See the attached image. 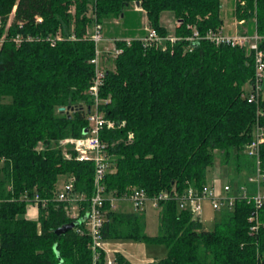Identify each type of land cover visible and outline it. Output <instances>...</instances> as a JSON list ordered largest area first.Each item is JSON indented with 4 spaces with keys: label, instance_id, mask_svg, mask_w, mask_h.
Returning <instances> with one entry per match:
<instances>
[{
    "label": "trees",
    "instance_id": "trees-1",
    "mask_svg": "<svg viewBox=\"0 0 264 264\" xmlns=\"http://www.w3.org/2000/svg\"><path fill=\"white\" fill-rule=\"evenodd\" d=\"M136 1L162 35L169 31L160 16L170 11L179 38L165 47L137 38L144 31L129 20L140 12ZM221 6V0H0V264H92L84 221L60 235L54 229L73 220L71 203L55 197L61 176L72 183L74 196H84L77 200L79 217L94 192V162L66 157L60 141L83 135L88 126L96 53L84 34L95 22L102 29L113 20L123 25L108 36L120 50L103 69L98 91V109L114 123L99 129L108 163L106 196L135 188L153 196L162 189L200 187L215 152L223 162L232 159L236 173L245 171L224 182L255 191L247 181L255 161L244 148L255 120L264 127V83L258 104L249 102L252 55L244 46L184 38L194 29L204 35L221 28ZM233 14L246 26L238 32L256 31L264 49V0H234ZM17 34L24 36L19 44ZM259 160L264 170V142ZM31 205L36 218L25 215ZM158 206L157 233L148 235L144 210L116 209L106 199L101 236L165 245V256L143 264H264V201L255 231L249 219L254 205L247 199L221 209L210 229L173 200ZM111 256L114 264H130L117 250ZM106 259L102 250L96 264Z\"/></svg>",
    "mask_w": 264,
    "mask_h": 264
},
{
    "label": "built area",
    "instance_id": "built-area-1",
    "mask_svg": "<svg viewBox=\"0 0 264 264\" xmlns=\"http://www.w3.org/2000/svg\"><path fill=\"white\" fill-rule=\"evenodd\" d=\"M36 20L39 21L41 18L37 16ZM238 23H243V20H238ZM143 29L145 32L137 36V38L146 45L165 47L168 42L170 44L174 43L179 38L174 32H168L165 35L159 34L146 20ZM84 36L93 40L96 53L91 60L95 63V76L87 90V93L93 99V106L90 108L87 116V133L77 137H65L61 139L60 142L62 145L69 144L70 146V150L64 151L66 157L74 155V158L79 161L92 160L95 165L94 192L89 199V205L85 213L87 216L84 220L86 232L90 236L89 246L93 253L92 264L97 263L100 251L102 250L107 254L106 264H114L113 256L108 254L106 241L100 233L104 220V203L106 199L110 200L111 207L113 208H115L116 204H119V202H128L134 210H144L147 202H151L153 205L158 206L161 201L173 200L177 203L178 209L189 210L198 217L202 209L203 201H207L212 209L221 210L223 208H231L236 199H247V201H252L254 205V210L249 219L254 221L251 230L255 231L258 225L257 209L262 204V201H264V185H262V182H264V170L261 169L259 160L260 144L264 142V127L259 124L257 119L252 127L251 139L244 148L245 155L253 158L255 161L254 171L247 177L248 182L255 184V191L253 193L250 194L244 184L232 187L228 182L213 181L210 183L207 182L200 187L188 186L182 191H178L175 188L170 190L162 189L153 196H148L146 191L142 188H135L122 196H106L102 180L107 171L108 163L104 143L99 138V129L104 124L111 127L114 123L106 120L102 112L98 109V105L102 100L99 97L98 91L100 85H102L103 70L98 66V55L102 49L98 50L97 45L107 39L112 41L111 51L113 55L120 49L115 46L112 39H108L102 35V25L98 22L93 23L91 27H87ZM23 38L24 36L17 34L14 37V41L16 44H19ZM26 38L29 39L31 37L27 35ZM56 38H63V36L58 34ZM184 38L187 40L205 38L215 44L229 43L231 45L244 46L252 55L254 67L253 78L249 84L246 98L249 102L258 104L262 92V83H264V49L259 47L260 36L256 31L253 33H239L235 31L233 34H227L223 32L221 27L217 30L210 29L204 35H200L198 31L194 29L190 35ZM129 39L128 37L126 38V40ZM128 137H132V134L130 133ZM55 197L58 200L69 201L71 203L70 215L73 219L79 217L80 207L77 200H82L84 196L73 195L71 182L65 181L56 191ZM34 198L37 201L40 200L42 204L45 203V200L39 199L38 195H35ZM78 231L81 233L83 229L78 228Z\"/></svg>",
    "mask_w": 264,
    "mask_h": 264
},
{
    "label": "rangeland",
    "instance_id": "rangeland-1",
    "mask_svg": "<svg viewBox=\"0 0 264 264\" xmlns=\"http://www.w3.org/2000/svg\"><path fill=\"white\" fill-rule=\"evenodd\" d=\"M221 15L223 18L222 30L224 33L233 34L235 29L237 28V32L239 29L246 30V26H241L238 22H236L234 16V0H221ZM73 11L72 6L69 8ZM12 13H10L11 17ZM10 19V18H9ZM129 20L132 23H137L141 30L144 31L143 26L145 23L143 12L132 13L129 16ZM9 21V20H8ZM147 21V18H146ZM160 22L165 28L173 33L176 25V21L174 22L173 14L170 11L162 12ZM8 23L6 24V27ZM121 28V29H120ZM123 25L121 20H113L111 24L103 25L102 35L108 38V36L113 32V30H122ZM145 32V31H144ZM138 34V33H137ZM140 34V33H139ZM130 38V37H128ZM101 45V48H100ZM112 41L104 40L102 43L97 45V49H108L109 52H104L102 56L100 54L99 57H102L99 63L100 69H105L106 67H111L112 65ZM73 137V136H68ZM62 145V144H61ZM70 150L69 144L62 145V151ZM232 159L223 162V156L219 153L215 152V158L213 165L208 169L207 172V182H224V179L227 177L235 176L236 178L243 177L244 170L237 172L235 171V166L232 163ZM242 167V166H241ZM66 178L65 176H61L58 180L56 188H59L64 182ZM35 207V206H34ZM32 208V207H31ZM29 209L26 212L28 215L34 214L33 209ZM116 209H124V210H133L130 203H117ZM27 215V214H25ZM222 212L221 210H214L211 208L207 201L202 202V209L199 213V218L202 221L203 227L205 229H210L215 221L221 218ZM34 216V215H32ZM144 219H145V233L148 235H154L157 233L158 223H159V206L153 205L151 202H147L144 208ZM106 246L108 248V254L112 255L115 250H120L121 254H125L129 258L130 264H143L145 259H158L166 254V247L162 243H152L145 242L143 240H128V239H112L106 241ZM128 260V259H127ZM149 262V260L147 261Z\"/></svg>",
    "mask_w": 264,
    "mask_h": 264
},
{
    "label": "water",
    "instance_id": "water-1",
    "mask_svg": "<svg viewBox=\"0 0 264 264\" xmlns=\"http://www.w3.org/2000/svg\"><path fill=\"white\" fill-rule=\"evenodd\" d=\"M135 5H136V7H139V2L138 1H136L135 2ZM64 107H60V109H63ZM90 110V107H88V111ZM87 133V128L85 127L84 129H83V134H86ZM86 214H84L83 216H81V217H79V218H77V219H73V220H71V221H69V222H67V223H64V224H62V225H60V226H58V227H56L55 229H54V232L57 234V235H60V234H62V233H64V232H66L67 230H69V229H72V228H74L77 224H79L80 222H82V221H84L85 219H86Z\"/></svg>",
    "mask_w": 264,
    "mask_h": 264
},
{
    "label": "crops",
    "instance_id": "crops-1",
    "mask_svg": "<svg viewBox=\"0 0 264 264\" xmlns=\"http://www.w3.org/2000/svg\"><path fill=\"white\" fill-rule=\"evenodd\" d=\"M135 9H137L138 11H141V12H143V10H141V9H138V7H136L135 6ZM143 14H144V12H143ZM161 15H162V13H161ZM160 18H161V16H160ZM236 18V17H235ZM144 19L146 20V16L144 15ZM176 20L174 19V22H175ZM236 22H238V20L236 19ZM240 25H242V23L240 24ZM235 31H237V28L235 29ZM34 208L33 209V212H34V214H31V215H28V213L26 212V216L27 217H29V218H36V215H37V208L36 207H34L33 205H31V206H29V208L27 209V210H29L30 208ZM31 208V209H32ZM32 215H34V216H32ZM117 251H119V252H121L120 250H117ZM122 253V252H121ZM123 255V254H122ZM125 258H127L128 260H129V258L124 254L123 255ZM152 261V259H145L144 261H143V263H146L147 261Z\"/></svg>",
    "mask_w": 264,
    "mask_h": 264
}]
</instances>
